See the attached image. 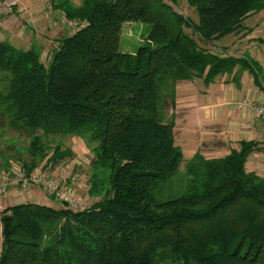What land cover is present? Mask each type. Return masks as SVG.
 Returning <instances> with one entry per match:
<instances>
[{
  "label": "trees",
  "instance_id": "obj_1",
  "mask_svg": "<svg viewBox=\"0 0 264 264\" xmlns=\"http://www.w3.org/2000/svg\"><path fill=\"white\" fill-rule=\"evenodd\" d=\"M51 1L86 26L59 38L47 63L34 46L0 41V122L28 138L25 174L71 158L60 142L50 151V137H76L95 145L92 169L106 177L91 174L97 200L81 211L3 209L0 264H264V177L245 170L257 143L222 158L195 153L181 175L165 115L179 81L208 84L237 66L257 78L247 55L213 44L246 30L264 0H186L197 22L175 0ZM127 23L147 26L134 49L120 44Z\"/></svg>",
  "mask_w": 264,
  "mask_h": 264
},
{
  "label": "crops",
  "instance_id": "obj_2",
  "mask_svg": "<svg viewBox=\"0 0 264 264\" xmlns=\"http://www.w3.org/2000/svg\"><path fill=\"white\" fill-rule=\"evenodd\" d=\"M7 1L0 0L1 31H4L8 36V33L13 30L18 29L19 32H24L27 28L33 29L29 17H35L40 13V8L32 3L33 0H17L12 15H7L10 13L4 6ZM18 12L20 13L18 16L23 20L18 18L16 21L11 20L13 15ZM37 18L40 19L38 23L42 28L47 29L46 22L42 17ZM9 23H12V27L9 26ZM244 26L246 30L235 32L216 41L213 44L216 47L214 50L219 51L221 48H225L224 52L236 58H244L247 55L259 66L260 72L257 74V78L255 79L248 69L237 66L232 73L217 76L208 84H205L202 79L179 81L175 87L176 106L177 110L179 109V116L183 117V122L186 123L183 126L185 132L191 133L194 129L197 133L199 132L202 127L198 124L197 115H201L205 121L210 123L209 126L200 130L202 132L205 130L201 134L206 137L205 141L209 142L215 136L214 143H217V146L219 144L222 149L225 148L220 157L214 156L206 159L225 157L232 150L238 151L241 142H254L257 143V147L247 157L245 170L264 177V125L253 117L251 107L244 103L248 101L264 104V10L251 14L245 20ZM0 41L4 40L0 39ZM18 41L14 39L11 41L9 38L7 40L10 44L18 43ZM19 44L22 46L23 40ZM195 81H199L201 84H196ZM201 96L206 97L204 101H199ZM191 103L196 109L187 113L190 111ZM184 108L185 112H180ZM195 113L196 118H191ZM175 126L174 124V128ZM217 146L208 149L210 151L218 150ZM64 178L61 177L57 181L62 183ZM23 203L59 208V205L58 207L53 205L57 202L45 196L40 189L33 188L25 193L10 189L5 196L0 197V212L7 207Z\"/></svg>",
  "mask_w": 264,
  "mask_h": 264
},
{
  "label": "rangeland",
  "instance_id": "obj_3",
  "mask_svg": "<svg viewBox=\"0 0 264 264\" xmlns=\"http://www.w3.org/2000/svg\"><path fill=\"white\" fill-rule=\"evenodd\" d=\"M62 1L64 0H61V2ZM68 1L74 7L79 6L81 3V0H68ZM161 1L170 3L169 0H161ZM32 3L36 5V7L38 6L40 8L39 11L40 13H38L37 16L29 17L33 29L27 28V30L26 29L25 31L23 30L24 32H19L18 29L13 30V32L8 33V36L4 33V31H1L2 29H0V39L6 42L8 38L11 41L12 39L16 41L19 40L18 43L16 42L13 43L12 45H15L16 48L23 50L27 47H30L31 45H33L34 47L36 46L37 50L41 54V61L47 63V60L51 56L55 47L57 46V40L62 36L71 35L73 31L66 29L60 23L58 19L59 10L53 8V4L51 0H49L47 3H43L38 0H33ZM174 3L176 4V6L174 7L178 11V13L182 14L184 17L192 19L193 22H197L196 14L194 10L187 5L186 0H175ZM16 5L12 7V11L7 15H12L14 13V7ZM48 6L49 7L51 6V10H49ZM19 14H20L19 12L17 14H14L13 15L14 17H12L11 20L16 21V18L23 20V18L18 16ZM39 16L42 17V19L46 22L47 29H43L41 24L38 23V20L40 19L37 17ZM1 25L2 23L0 21V28ZM9 26L12 27V23H9ZM136 28L138 30H136ZM142 28L146 30L147 26L142 23H130V25L126 24V26L122 30L123 34L121 36V41H120L121 46L123 43H125L126 45L130 44L133 49L136 48V46H138V41L136 40L137 38L136 33L138 32L139 37L143 38L142 34L144 35V31H142L143 30ZM185 31L188 34L191 33L189 30H185ZM21 40H23L22 46L21 44H19ZM126 45H124V47H126ZM195 83L201 84L199 81H195ZM194 89H195V84H194ZM197 98L199 99V97ZM205 98L206 97L201 96L199 101H204ZM168 104L170 103L168 102ZM190 105H191L190 111H188L187 113L194 111L196 109V107L193 106L194 104L191 103ZM180 112H185V108L181 109ZM196 112L199 113V111ZM172 114H173L174 124L176 125L175 128L173 129L174 143L176 146L180 147L183 154V159L179 168L181 175L183 173L185 163L188 162V160L195 153H200V155L205 159L214 156L220 157L223 154L225 148L222 149L220 148L219 144L217 146V143H214L213 140L214 138H216L215 136L212 137L208 142L205 141L206 137L201 135L203 132H205V130L203 132L200 130L210 125L208 121H205L203 119V116L197 115L199 118L198 124L202 127L200 128L198 133L196 132L195 129L191 133L190 132L187 133L184 131L183 126L186 123L183 122V117L179 116V109L177 110V106H176V95H175L174 107L169 105L165 107L166 117L169 118V116ZM191 118H196V113L193 114ZM2 124L4 125V123L0 122V172L13 171L19 169L21 167V164L27 161L28 156L25 152V147L28 144V138L17 132L6 129L5 127L3 128ZM51 142L54 143L60 142L63 149L66 148L69 149L70 152L72 153L71 158L64 159L59 164V166H56L54 169H50L47 172L43 171L42 166L44 163L42 162L40 163L36 171H40L42 175H46L55 180H58L61 177H65L64 181L61 184L67 185L66 187L70 189L72 200L81 202L82 205L84 206L93 204L94 201H96L97 199L96 200L91 199L87 195V189L89 186L88 179L92 173H95L97 175L101 174L102 178L106 177L105 173H101L98 170L94 171L92 169L91 163L94 159L92 148L95 145L91 144V146H89L87 142L76 137H69L63 139L50 137L47 140V144H48L47 146L50 147V151L55 146ZM214 146H217L218 150L210 151L208 149ZM103 174H105V176ZM178 178L179 175L178 177L175 176V178L170 182V184L174 185V183H176V180ZM44 195L47 196L45 193ZM52 200L57 202L54 199ZM53 205L58 207L59 203L57 202L54 203ZM0 231H1V226H0ZM0 242H1V234H0Z\"/></svg>",
  "mask_w": 264,
  "mask_h": 264
},
{
  "label": "built area",
  "instance_id": "obj_4",
  "mask_svg": "<svg viewBox=\"0 0 264 264\" xmlns=\"http://www.w3.org/2000/svg\"><path fill=\"white\" fill-rule=\"evenodd\" d=\"M47 3L49 0H38ZM17 0H8L4 6L8 12L12 11V7L16 4ZM51 10V6L49 7ZM58 19L60 23L68 30L73 32L81 30L86 26V22L76 19H69L67 15L59 10ZM252 109L253 117L264 125V104H255L248 101L244 102ZM67 185L59 183L57 180L42 175L40 171L34 170L31 174L27 175L21 169L0 173V197L5 196L10 189L24 193L33 188L40 189L48 197L56 200L59 206L68 207V209L81 211L87 208L81 202L71 199L70 189Z\"/></svg>",
  "mask_w": 264,
  "mask_h": 264
},
{
  "label": "water",
  "instance_id": "obj_5",
  "mask_svg": "<svg viewBox=\"0 0 264 264\" xmlns=\"http://www.w3.org/2000/svg\"><path fill=\"white\" fill-rule=\"evenodd\" d=\"M6 229V228H5Z\"/></svg>",
  "mask_w": 264,
  "mask_h": 264
}]
</instances>
